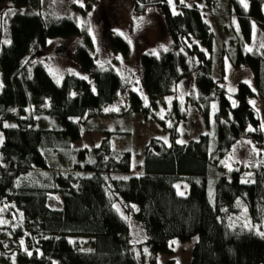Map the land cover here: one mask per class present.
<instances>
[{
  "label": "trees",
  "instance_id": "obj_1",
  "mask_svg": "<svg viewBox=\"0 0 264 264\" xmlns=\"http://www.w3.org/2000/svg\"><path fill=\"white\" fill-rule=\"evenodd\" d=\"M11 1L27 12L13 14L7 36L0 23V264H138L130 225L116 203L134 213L147 231L152 264H158L157 254H172L173 239L186 242L196 235L190 264H264V236L229 219L246 206L253 219L264 220V163L256 168L254 181H242L237 169L219 173L221 159L242 140L253 141L264 155V52L245 47L252 43L254 25L264 27V0H227L241 26L229 46L232 63L253 76L238 82L236 102L227 95L225 77H215V30L196 4L215 5V0H194L195 5H182L176 13L169 0H135L139 14L152 5L160 9L172 40L160 55H142L141 93L148 103L139 92L129 93L128 115L160 113L169 134L168 142L155 137L147 144L137 173L132 172L131 152L116 151L109 136L91 149L71 150L82 125L117 99L121 77L98 68L88 48H80L78 57L95 89L72 74L58 84L41 63L31 65L28 59L49 39L77 35L80 28L69 18L47 21L32 13L42 0ZM110 39L129 54L120 35ZM195 72L199 94L190 99L209 126L216 123L214 148L210 133L179 142L188 111L171 96ZM41 114L57 117L62 128L40 127ZM50 136L70 155L68 169L52 167L43 152ZM35 174L45 175L48 184L31 182ZM210 180L215 182L213 201ZM178 182L189 186L186 195L177 191ZM51 194H59L63 205L52 206ZM78 237L91 238V249L82 248ZM166 264L178 263L169 258Z\"/></svg>",
  "mask_w": 264,
  "mask_h": 264
},
{
  "label": "rangeland",
  "instance_id": "obj_2",
  "mask_svg": "<svg viewBox=\"0 0 264 264\" xmlns=\"http://www.w3.org/2000/svg\"><path fill=\"white\" fill-rule=\"evenodd\" d=\"M215 5H207L204 1L196 3L205 13L207 21L215 30V77H225L224 87L227 90L229 99L236 102L235 93L238 82L246 79L252 80V73L244 66H234L232 63L231 42L240 36L241 26L239 19L229 12L227 0H215ZM173 12H178L182 5L193 6L194 0H171ZM27 12L25 6H17L13 1L0 2V23H2L5 35H8L9 23L13 14L4 16L3 13ZM32 13L41 14L47 21L69 18L80 28V33L67 37L57 36L49 39L45 46L38 47L29 57L31 65L41 63L48 73L53 76L58 84H61L66 75H75L90 81L95 89V80L85 70L78 57L80 48H88L93 60L100 69H112L122 79V87L118 91L117 99L106 104L97 116H93L82 125L83 133L81 138L74 142L72 148H92L98 145L105 137L109 136L112 147L116 151L128 150L132 154V172L137 173L141 169L147 144L153 138H160L169 141V134L160 123L161 115L147 118L142 113L128 115L130 107L129 93L139 92L147 102L141 83L142 76V55L144 53H156L160 55L165 49L172 45L166 21L155 5L142 14H139L135 7V0H42L40 7H35ZM111 34L120 35L129 44V54L124 55L122 49L113 45L110 39ZM191 43H199L193 39ZM247 45V44H245ZM264 27L254 25L252 43L245 46L247 49L264 52ZM227 48V51H226ZM62 49L66 54L58 53ZM205 49V48H203ZM206 50V49H205ZM195 65L198 61L195 60ZM141 62V63H140ZM224 66V71L222 69ZM225 72V74H224ZM196 72L188 79L182 80L175 87L173 99H178L187 109V120L180 124L179 141L187 143L190 140L199 139L201 134L210 133L212 137L211 147H215L216 123L209 126L206 119L200 114L198 107L191 103L192 97L198 95ZM251 77V79H250ZM171 101L168 102L171 104ZM264 107V101L260 103ZM44 110V109H43ZM44 126H43V125ZM39 126L45 129L58 130L62 128L61 121L54 116L41 114ZM91 130V131H90ZM2 142L3 133L0 131ZM250 142V143H249ZM43 150V149H42ZM264 151V149L262 150ZM52 167H63L68 169L70 155H65V149L60 140L50 136L47 139L44 151ZM71 152V151H70ZM264 155L261 156L259 147L250 139L242 140L229 150L219 162L223 171L231 172L238 170L242 181H254L255 170L264 163ZM255 168V169H254ZM33 183L47 185L45 175H34L31 178ZM209 182L210 198L214 200V184ZM179 193L186 195L189 186L185 182H178L176 185ZM50 204L60 207L63 200L59 194H51ZM242 205V204H241ZM120 215L127 219L131 229V242L135 246L138 264H152L149 260L152 251L148 246V233L134 213H126L119 203H116ZM239 208V209H238ZM236 211L229 214L233 224L252 227L259 233H264V220H255L250 214L248 207L239 206ZM75 239V238H73ZM78 243L84 249L92 247L91 238L78 237ZM198 236L192 237L186 242L178 239L170 241L172 254H157L158 264H166L169 258H174L178 264H190L192 251ZM175 241L176 243H172ZM145 249L147 251H145Z\"/></svg>",
  "mask_w": 264,
  "mask_h": 264
},
{
  "label": "snow or ice",
  "instance_id": "obj_3",
  "mask_svg": "<svg viewBox=\"0 0 264 264\" xmlns=\"http://www.w3.org/2000/svg\"><path fill=\"white\" fill-rule=\"evenodd\" d=\"M169 2L171 3V0H169ZM184 2V0H181V3H183ZM241 3H244V0H241ZM244 6L245 7H247V4H244ZM189 7H190V5H189ZM9 13H11V14H15L14 12H12V10L11 9H9V12L8 13H3V15L4 16H7V15H9ZM6 43H10V41H7ZM262 46H264V45H262ZM249 52H251L252 51V49L251 48H248L247 49ZM165 51H167V49H165ZM153 54H156V53H153ZM85 79H86V77H85ZM253 105L255 104V101H252L251 102ZM234 106H235V104H234ZM261 128L262 129H264V124H262L261 125ZM249 130H254V129H251V128H249ZM0 142H2V137H0ZM180 143H183V141H179ZM250 143V142H249ZM180 195H184V193H180ZM134 207V206H133ZM260 235H262V236H264V233H259ZM172 243H176L175 241H173ZM145 251H147L146 249H145ZM30 254V253H29Z\"/></svg>",
  "mask_w": 264,
  "mask_h": 264
},
{
  "label": "water",
  "instance_id": "obj_4",
  "mask_svg": "<svg viewBox=\"0 0 264 264\" xmlns=\"http://www.w3.org/2000/svg\"><path fill=\"white\" fill-rule=\"evenodd\" d=\"M58 53L66 54V52L63 51L62 49H58Z\"/></svg>",
  "mask_w": 264,
  "mask_h": 264
}]
</instances>
